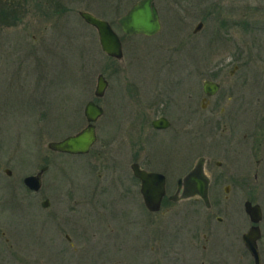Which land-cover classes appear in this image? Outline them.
Returning <instances> with one entry per match:
<instances>
[{
  "label": "rangeland",
  "instance_id": "rangeland-1",
  "mask_svg": "<svg viewBox=\"0 0 264 264\" xmlns=\"http://www.w3.org/2000/svg\"><path fill=\"white\" fill-rule=\"evenodd\" d=\"M138 1L76 0L73 11L61 15L56 25L46 18L41 23L31 15L27 41L15 26L5 31L0 42V159L4 162L0 168V264H11L2 235L7 231L19 241L14 244L23 248V256L29 260L24 263L29 264H106L101 262L106 242L144 241L149 228L145 229L138 214L130 212L115 196L112 182V176H117L115 161L133 158V144L138 138L145 142L147 136L141 120L133 124L138 85H144V89L149 86L151 91L167 85L173 97V112L182 103L191 111V101L195 100L192 110L198 108V113L188 119L190 164L206 154L222 159L218 153L221 148L212 137L214 124L208 113L200 111L202 79L218 73L216 77L223 84L221 99L233 88L236 97H252L254 105L264 101V0H155L161 31L151 37L125 35L118 20ZM81 10L113 25L123 41V59L103 52L97 30L84 21ZM200 22L204 23L203 29L194 33ZM33 34L40 39L35 45L30 43ZM27 50L39 53L29 58ZM50 63H54L52 68L40 71L42 65ZM235 65L239 69L232 76ZM100 73L110 81L108 99H96L94 94ZM41 96L52 103L56 115L51 120L36 113L29 116L34 110L31 101ZM90 100L100 106L108 101L105 115L96 122L98 140L93 152L85 156L50 153L49 141L74 135L86 127L84 110ZM199 123L202 132L195 139L194 128ZM129 133L134 136L128 137ZM160 139V145L146 147L149 153L152 149L153 161L158 165L175 164L176 149L165 141L164 134ZM43 155L52 159L44 187L60 195V211L68 213L77 207L96 213L84 221L90 229L89 238L86 247L78 245V251L60 238L54 240L56 232L46 225L49 222L43 226L35 220L41 214V198L31 196L23 180L41 170ZM7 169L12 172L10 176L5 173ZM261 196L264 232V186ZM97 210L106 214L100 215ZM239 214L243 218V213ZM157 216L156 233L162 242H185L186 234L183 237L177 231L178 224L169 221L159 225L165 216ZM148 240L144 242H152ZM218 242L230 240L220 238ZM129 255L131 260L137 257L132 252Z\"/></svg>",
  "mask_w": 264,
  "mask_h": 264
},
{
  "label": "flooded vegetation",
  "instance_id": "flooded-vegetation-1",
  "mask_svg": "<svg viewBox=\"0 0 264 264\" xmlns=\"http://www.w3.org/2000/svg\"><path fill=\"white\" fill-rule=\"evenodd\" d=\"M75 4L76 0H0V42L5 31L13 26L20 29V37L27 41L30 35L28 30L30 24L28 23L31 15H34L41 23L46 18L47 21L56 25L60 22L61 15L65 17L73 11L71 9ZM31 39L30 43L34 45L36 41L40 40L34 34ZM35 51L27 50L25 55L32 58L39 53V50ZM53 65L54 63L42 65L40 71L42 72L44 67L52 68ZM237 69H239V65H235V70H232L230 74L233 76ZM217 75L213 73L209 78L202 79L200 111L208 113L209 121L214 124L212 137L213 141L221 148L218 153L222 159H213L211 155L206 154L200 156L192 164L189 163L187 139L188 119L198 113V108L192 110L195 100L191 101V111H189L188 105L182 103L173 112V97L171 89L168 91L165 88L167 85L154 91L148 89L149 86L146 87L147 89H144V85L137 86V93L135 92V95L137 94V110L134 112L133 118L136 120L133 121V124L137 120H141L147 127V136L144 139L145 142H142V138H138L137 142L132 143L133 158L115 161L117 164L114 165L116 167L114 171L117 176L116 174L112 176V182H115V196L127 206L126 208L130 212L138 214V220L141 219L140 223L145 229L149 228L148 233L143 237L144 241L149 239L148 241L152 242H106L102 245L101 262L106 264H257L256 258L246 246L243 236L254 225L246 212L247 204L251 203L262 207L259 200L262 197V187L264 186V101L254 105L252 97H236L232 93L233 88L230 91L227 90L229 95L221 99L219 92L223 84L216 77ZM207 81L219 85L217 91L211 95L207 94L204 88ZM108 82L105 94L100 99L105 97L108 99V95L112 92L110 81L108 80ZM245 83L247 84V80ZM44 98L41 96L37 101H31L34 107L33 112L29 114L31 118L35 113L43 119L51 120L55 117L51 101H44ZM104 103L101 105L104 110L101 117L106 113L108 101L106 105ZM248 115H250V119ZM158 119H165L166 125L155 126L154 122ZM54 123L55 121L52 124L56 126ZM140 124L141 128L142 123L140 122ZM201 124L199 123L194 128L197 134L195 139L202 132ZM138 131H140L139 127ZM162 134L165 136V141L176 149L177 161L175 164H156L152 158V149L150 148L149 153L146 148L152 144L160 145ZM130 136H134V134L129 133L128 137ZM48 143L47 148L50 153L85 156L93 152L97 141L90 152L86 154L54 151L48 147ZM144 151H147L148 155L144 154ZM40 161L45 163L41 169L47 167L42 174L41 188L34 191L23 180L27 192L31 196H40L41 198V214L38 213L35 220L43 226L46 221L49 222L46 225L53 226L56 232L54 240L60 238L69 244L71 249L78 251V245L86 247V241L89 238L90 229H86L84 221H88L91 215L93 217V214L96 213L77 207L71 208L68 213L65 211L62 213L58 206L60 195L52 194L51 187L48 186L46 189L44 187V176L50 170L52 159L48 155H43ZM199 162H201L202 175L208 181L205 193L207 198L198 191L188 195L189 184L185 182L186 176L194 170ZM3 163L0 159V168ZM134 166H138L142 171L156 174L157 179L150 183L152 185L150 192L153 193L150 195L156 197L160 188L164 189L158 210H152L147 206L143 181L136 175ZM90 167L92 168L91 165ZM5 173L8 174L6 170ZM101 177L103 178L104 175L101 174ZM200 188L203 187L200 186ZM75 194L77 193L74 192V196ZM103 210L105 211V208ZM104 211L97 210L100 215H105ZM239 212L243 213V218ZM157 215L165 216L164 221L159 225L169 221L174 226L178 224L177 231H181L183 237L186 234L185 242H162L156 233L155 224L159 219ZM238 218H241L242 221H238ZM249 222L251 225L244 232ZM161 228L165 227L161 226ZM260 228L262 238L258 241V251L260 264H264V232L261 223ZM2 235L5 236L7 251L11 258L10 263L29 264L30 262L24 263L29 260L23 256V248L14 244L19 241L13 235H9L8 231L2 232ZM156 238L160 242H156ZM220 238L222 241L223 238H228L230 242H218ZM129 252L133 253V257L137 255L135 260H131Z\"/></svg>",
  "mask_w": 264,
  "mask_h": 264
},
{
  "label": "water",
  "instance_id": "water-1",
  "mask_svg": "<svg viewBox=\"0 0 264 264\" xmlns=\"http://www.w3.org/2000/svg\"><path fill=\"white\" fill-rule=\"evenodd\" d=\"M79 14L86 23L97 30L103 52L116 59H122L124 51L121 36L114 29L112 24L108 20L100 18L86 10L79 11ZM118 23L122 32L127 35L153 36L159 33L162 28L160 14L155 4V0H139L125 15L119 18ZM202 27L203 23L200 22L195 28L194 33L200 31ZM108 83L105 75L100 73L97 77V84L94 93L96 98L103 97L108 87ZM218 86L219 85L214 82L207 81L204 88L206 93L211 95L217 91ZM103 113V108L96 103L95 100H90L85 106V116L88 120V125L78 133L70 135L63 140L49 142L48 147L54 151L72 154L89 153L90 149L97 141L96 122ZM154 125L157 127L160 125L165 126V119L156 120ZM46 169L47 167H44L37 174L26 176L24 179L25 184L32 190L38 191L42 185V174ZM134 170L136 175L143 181V191L147 206L152 210H158L160 208L162 196L164 195V189L160 188L156 197L150 195L152 193L150 192L152 189L150 183L157 179L156 174L142 171L138 166H134ZM6 172L11 174V171L8 169ZM185 182L189 184L188 195L198 191L199 193H202L204 197L207 196L205 193L208 188V181L206 178L204 179L202 175L201 162H199L194 170L186 176ZM200 186L203 188H200ZM246 212L250 216L254 225L244 234L243 239L251 254L256 258V263L260 264L258 241L262 238V231L259 226V223L263 219L262 207L260 205H252L251 203H248L246 206Z\"/></svg>",
  "mask_w": 264,
  "mask_h": 264
}]
</instances>
